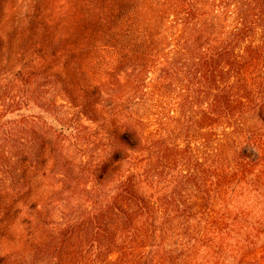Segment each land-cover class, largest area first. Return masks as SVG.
I'll return each instance as SVG.
<instances>
[{
    "label": "trees",
    "instance_id": "1",
    "mask_svg": "<svg viewBox=\"0 0 264 264\" xmlns=\"http://www.w3.org/2000/svg\"><path fill=\"white\" fill-rule=\"evenodd\" d=\"M64 3L0 0V264H264V0Z\"/></svg>",
    "mask_w": 264,
    "mask_h": 264
},
{
    "label": "rangeland",
    "instance_id": "2",
    "mask_svg": "<svg viewBox=\"0 0 264 264\" xmlns=\"http://www.w3.org/2000/svg\"><path fill=\"white\" fill-rule=\"evenodd\" d=\"M45 1H49L52 2L54 4V6L57 7L60 13V16H65V13L67 11V8H65L66 4L64 3V0H15V2L17 3V6L19 4H24L22 7V13L24 14V12H28L29 10H31L34 6V4H36L37 2H45ZM60 104L64 103L62 102V99L60 98L59 101ZM65 110V111H64ZM59 113L61 112H71L69 109H61L58 110ZM86 124V126H88L89 128H91L92 130H94L95 126L92 125L90 122H84ZM95 131V130H94ZM78 156L77 152L73 153V156L75 158V160H78L80 156ZM80 195L75 192V191H67L65 192V194H62L61 196H59L57 199H55V202L49 206L47 208V210L51 211L52 209L58 211V212H64L63 214H65L64 216L62 214L59 213V215L57 217H54V219L50 220L48 219L50 222H62L63 219L61 218H65V220L67 219L66 216H73L76 212H79L80 209L82 208L83 204L86 203L83 200L79 199ZM80 200V201H78ZM163 244H166V248H171V240L167 239L165 242H163ZM261 256H262V251L261 250H256L255 252H253L252 254H250L249 256H247V258L245 259V263L246 264H262V260H261ZM159 262V261H158ZM157 262V263H158ZM167 263L171 264V255H169L168 259H167Z\"/></svg>",
    "mask_w": 264,
    "mask_h": 264
},
{
    "label": "clouds",
    "instance_id": "3",
    "mask_svg": "<svg viewBox=\"0 0 264 264\" xmlns=\"http://www.w3.org/2000/svg\"><path fill=\"white\" fill-rule=\"evenodd\" d=\"M253 195H256L255 193Z\"/></svg>",
    "mask_w": 264,
    "mask_h": 264
}]
</instances>
